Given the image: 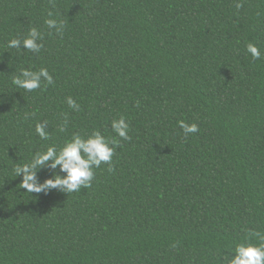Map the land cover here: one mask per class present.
<instances>
[{"label": "trees", "instance_id": "trees-1", "mask_svg": "<svg viewBox=\"0 0 264 264\" xmlns=\"http://www.w3.org/2000/svg\"><path fill=\"white\" fill-rule=\"evenodd\" d=\"M32 27L38 52L7 46ZM40 68L54 83H12ZM121 116L127 141L111 127ZM181 120L199 131L185 137ZM93 131L119 141L112 171L102 163L72 193L21 187L18 166ZM253 231L264 234V0H0V264H228L237 244L259 243Z\"/></svg>", "mask_w": 264, "mask_h": 264}, {"label": "clouds", "instance_id": "clouds-1", "mask_svg": "<svg viewBox=\"0 0 264 264\" xmlns=\"http://www.w3.org/2000/svg\"><path fill=\"white\" fill-rule=\"evenodd\" d=\"M236 8L242 7V4L237 2ZM52 14L49 13V17ZM45 23L50 29H55L60 35L63 34L64 24L56 19L48 18ZM40 32L32 27L29 34L23 40L14 38L8 41L9 48H20L21 43L24 49L28 51L38 52L43 47ZM246 51L254 60L261 58V51L256 44L249 42L246 45ZM42 79L47 84L54 83L52 75L46 68H40L39 71H30L24 69L18 76L13 77L12 83L17 89L23 88L27 91H32L40 88ZM67 104L72 109L78 111L79 104L72 98H67ZM27 118V115L25 116ZM179 127L183 130L184 136L194 134L199 131L196 123H186L181 120L178 122ZM66 124V121H65ZM46 122L36 124V133L41 139L47 140L50 138L46 128ZM113 131L122 140H129V123L121 116L111 123ZM61 132L65 130L62 125L59 129ZM119 144L116 139L109 140L99 131H93L86 138L78 133H74L69 141L57 151L54 146H49L43 152L36 153L30 163L18 166L15 169L16 176L23 174L21 187L28 192H48L51 189H59L62 192L72 193L80 191L82 187H89L94 179V168H99L102 163L109 164L108 171H112L111 161L115 152V147ZM48 166L56 170L59 168V173L53 171L50 178L43 182L37 180V170ZM61 173L63 175H61ZM252 237L259 238L258 244L239 243L233 249L234 255L228 260V264H264V234L260 232H251Z\"/></svg>", "mask_w": 264, "mask_h": 264}]
</instances>
